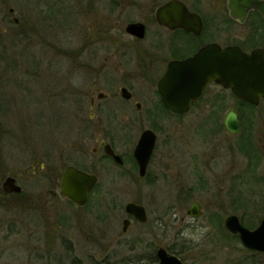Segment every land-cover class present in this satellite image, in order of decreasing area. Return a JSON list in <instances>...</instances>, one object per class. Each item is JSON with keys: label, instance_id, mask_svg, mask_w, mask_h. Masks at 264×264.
<instances>
[{"label": "rangeland", "instance_id": "374dc122", "mask_svg": "<svg viewBox=\"0 0 264 264\" xmlns=\"http://www.w3.org/2000/svg\"><path fill=\"white\" fill-rule=\"evenodd\" d=\"M167 1L48 0L46 8L43 3L32 8L33 37L4 41L0 264H152L143 255L159 246L179 251L185 264H264L262 255L246 250L224 229L231 215L240 222H251L255 214L264 218V102L245 106L211 87L205 102L183 117H150L123 104L117 88L114 102L108 101L110 118L97 114L89 121L94 133L87 134L80 121L87 119L90 92L103 90L108 77L95 75L87 63L105 69V57L117 63L120 56L125 67L133 68L137 52L156 40L149 35L137 41L125 26L151 20L154 5ZM202 9L218 14L206 4ZM11 27L8 34L23 30ZM110 78L116 83L120 76ZM130 90L143 110L157 106L153 85L136 82ZM230 109L240 116L241 136H230L222 125ZM212 111L218 116H209ZM145 129L158 136L148 168L151 178L145 182L138 181L129 157L120 167L91 153L94 140L108 136L117 153H131ZM75 164L99 178L82 208L59 193V175ZM8 176L16 177L20 194L2 196ZM152 177L157 180L150 184ZM128 202L144 206L148 226L132 221L122 234ZM193 202L201 207L197 219L186 214ZM198 226L207 228L199 243L181 235Z\"/></svg>", "mask_w": 264, "mask_h": 264}, {"label": "flooded vegetation", "instance_id": "af4514ba", "mask_svg": "<svg viewBox=\"0 0 264 264\" xmlns=\"http://www.w3.org/2000/svg\"><path fill=\"white\" fill-rule=\"evenodd\" d=\"M170 1L171 0L165 3L154 5L155 9L149 18L151 20H144V22L143 21L138 22L144 25V31H145L144 37L143 39H137V38L134 39H136L137 41H142L150 35L149 38L154 39L156 41L155 43L150 44V46L142 48L137 52L135 57V64L133 68L125 67L122 61H119L120 56L117 63L115 62V60L112 61V63H109L108 58L105 57L103 60L104 61L103 65L105 69L102 68V66H100L101 64L99 65L96 63L95 66L94 64L91 65L87 63V66L94 67V71L95 70L97 71V74L95 75L97 76L103 74L108 75V77H106L105 80L102 81L103 90L96 88V90L93 89V91L90 92V96L88 100L89 108L87 113V119L85 118L82 112L79 113L80 117L84 116L82 119L80 118L81 119L80 121L82 122L84 126V130L85 132H87V134L94 133L95 127L90 126L89 121L96 119L97 114L105 115V117L108 116L109 118L113 114L112 112L110 113V115H107L108 114L107 108L111 107V106L109 107L108 101L112 103L114 102L112 100H114L115 97L117 96L116 94L117 92H115L114 90L117 88H118V95H120L123 104L128 105V108L129 107L132 108L134 113L137 114L144 113L150 117H157L160 114H164V116H168V117L170 116L183 117L191 113L194 108L200 106L205 102V97L211 87H218L221 89V91L228 92L238 103L247 104L249 106H252L253 108L259 107V105L262 102H264V99H260L258 105L256 106L251 105L247 102H244L234 97L229 90L223 89V87H221L220 85L211 83L207 85L202 95L190 104L187 112L182 114H177L168 109V107L164 104L163 94L159 90V85L161 82L163 81L165 82L168 80L167 76L170 74V71L168 70L170 64L174 62H184L187 60L194 59L201 51L212 45H215L222 50L225 48H238L246 54H251L253 52L264 54V18L263 15L258 10H255L248 6L251 5L253 0H189V4L187 0H177L183 3L187 11L193 16L191 22L192 30L190 31L180 27L169 28L166 25H160L156 21L155 18L156 10ZM257 1L264 2V0H257ZM47 2L48 0H0V61H2L3 59L2 53H3V46H5L4 41L13 37H16L17 40L19 41L20 39H25V38L29 39L33 37V35H35V21L30 18V14H33L32 8H36V3L39 4L43 3L44 8H46ZM204 4H206V6L208 7L213 8V10H215L218 14L213 15L209 9L207 10L208 12H206V10L203 11L202 6H204ZM229 5L231 7H229ZM169 18L170 20L172 19L171 21L172 25L175 24L174 17L171 18L170 16H167L168 20ZM10 24L13 25V28L14 27L17 28L18 26L22 27L23 28L22 32L19 33V31H17L15 34L14 33L8 34L11 32V28H12ZM9 35L11 37H9ZM96 55L97 53L95 51L90 57L91 60H95ZM114 58H115V54L112 53L111 59ZM200 60H202V58H200ZM0 65H2V63H0ZM108 65H111L112 67L109 68ZM192 65L194 66L195 64ZM194 69H196V67H194ZM112 75L120 76V78L116 81V83L114 82V80H111L110 77ZM173 75L176 74L174 73ZM136 82H140L142 85L146 84L147 86L153 85L156 96V104H157L156 107L147 108V110L145 109L143 110V104L140 103L141 101L139 102L137 100L136 101L134 100L133 98L134 94L133 92H131L130 89L133 86V84H135ZM123 89L127 91L125 96L123 95L122 92ZM126 96H128V98ZM218 99L219 98H216L217 104H218ZM220 101L222 102L221 99ZM102 102H105L106 105L102 104ZM230 110H228L227 113ZM234 112L238 115L236 111ZM209 113H210L209 116L212 115L215 117L218 116V111H212ZM227 113L225 114V116L227 115ZM200 114L202 116L205 115L204 112H200ZM206 116H208V114ZM238 120L240 123L241 131L239 135H236V137L241 136L242 134V127H241V121L239 115H238ZM144 131H151L155 135L156 140L152 154L147 163L144 175L140 176L139 165L134 157V151ZM96 133H98V130ZM157 138H158L157 132H154L153 130L150 129H145L140 133L132 152L131 153L129 152L128 154L127 153L120 154L117 153L116 151V147L113 139L110 136H108L107 138L103 137L100 140L98 139L94 140L97 146L91 149V153L94 156L99 155L101 159L112 162L114 165L120 167L123 166V164L129 157V160L132 163L134 170L138 174V179H140L138 181L145 182L146 180L151 178V176L148 174L149 173L148 168L149 165L151 164V160L155 152V148L157 145ZM86 141L87 139H85V142ZM108 147L113 151L114 155H117L120 158L121 160L120 163L115 161L113 156L109 155L106 152V149L107 150L109 149ZM76 169L94 175L97 178V183L95 187L98 185L99 178L95 173H92L93 172L92 170L90 171L79 166ZM49 171L52 172L51 170ZM129 174L131 175V171H129ZM152 178L153 179L149 181L150 184L154 183L157 180L156 177H152ZM60 179H61V175H59V182ZM95 187H93L92 191L94 190ZM55 195L56 194L54 193V196ZM128 203H135L137 205L142 206L137 202H128ZM195 203L198 204L199 206L198 211L200 214H202L200 210L201 207L198 202H193L189 206V209ZM142 207L145 211V217H146L144 222H138L135 218H133L131 215H128L124 211L127 217L123 219L121 223L122 234H125L128 231V229L132 226V221H134L136 224H139L140 226L141 225L148 226V215L144 206ZM189 209L187 210L186 213L187 215ZM191 218L197 219L193 217ZM125 220L129 221V223L127 230L123 232L122 225ZM219 227H220V232L222 234L223 233L222 226L219 225ZM159 249H164L168 254L179 259V261L182 264H185L183 262V259L180 257L179 251H176L175 249L170 247H163V246L153 248L150 254H146V256L143 255L145 257V260L152 264H161L157 254Z\"/></svg>", "mask_w": 264, "mask_h": 264}, {"label": "water", "instance_id": "95a60500", "mask_svg": "<svg viewBox=\"0 0 264 264\" xmlns=\"http://www.w3.org/2000/svg\"><path fill=\"white\" fill-rule=\"evenodd\" d=\"M248 6L258 10L264 18V2L253 0ZM167 16L174 17L175 24L172 25V19L168 20ZM155 18L160 25H166L169 28L180 27L192 30L193 16L187 11L185 5L177 0H171L159 7L155 12ZM125 32L135 38L143 39L144 25L129 23L125 26ZM168 70L170 71L168 80L160 83L159 90L163 94L164 104L170 111L177 114L187 112L190 104L198 99L211 83L230 90L235 97L254 106L258 105L260 99H264L263 53L246 54L238 48L222 50L212 45L201 51L194 59L170 64ZM174 73L176 75H173ZM122 92L125 96L127 91L123 89ZM223 126L231 136L240 134L238 115L232 110L223 119ZM155 140L156 137L151 131H144L137 143L134 157L139 165L140 176L144 175ZM106 152L113 156L115 161L121 162L110 148L106 149ZM96 183L97 178L94 175L74 167H67L60 179V194L77 207H83ZM1 191L8 196L20 194L22 189L16 184L14 177L8 176L1 184ZM198 210L199 206L195 203L190 207L188 215L197 218L201 215ZM124 211L138 222H144L146 219L143 207L135 203H127ZM128 223L127 220L123 222V232L127 230ZM224 228L227 232L237 235L246 249L260 253L264 257V218L254 229H248L242 225L237 216L231 215L225 218ZM157 254L161 264H182L179 259L168 254L164 249H159Z\"/></svg>", "mask_w": 264, "mask_h": 264}, {"label": "clouds", "instance_id": "9594fccd", "mask_svg": "<svg viewBox=\"0 0 264 264\" xmlns=\"http://www.w3.org/2000/svg\"><path fill=\"white\" fill-rule=\"evenodd\" d=\"M207 228H201V227H197L195 232H193L192 229H185L184 232L181 234L185 239H190L191 241H193L194 243H199L204 234L206 233Z\"/></svg>", "mask_w": 264, "mask_h": 264}, {"label": "trees", "instance_id": "16d2710c", "mask_svg": "<svg viewBox=\"0 0 264 264\" xmlns=\"http://www.w3.org/2000/svg\"><path fill=\"white\" fill-rule=\"evenodd\" d=\"M26 39V38H25ZM25 39H20L19 40V42H21V41H23V40H25ZM11 49H13V48H11ZM243 105H245V106H249V105H247V104H243ZM252 107V106H251ZM2 196H4V197H8V196H5V195H3L2 194ZM12 196H14V195H12ZM263 218V216H259L258 214H255V215H253V216H251V222H248L246 219H244V218H242L241 219V222H242V224L244 225V226H246L247 228H250V229H252V228H254V227H256L257 225H258V223L260 222V220ZM233 236V235H232ZM237 237V236H236ZM234 238V237H233ZM238 238V237H237ZM236 239V238H235ZM251 252V251H250ZM258 254V253H257Z\"/></svg>", "mask_w": 264, "mask_h": 264}]
</instances>
